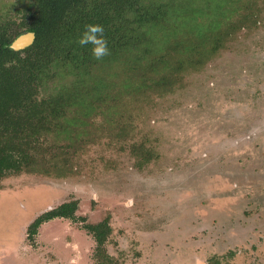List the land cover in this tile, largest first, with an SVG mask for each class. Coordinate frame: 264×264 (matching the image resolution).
Segmentation results:
<instances>
[{
    "label": "rangeland",
    "instance_id": "obj_1",
    "mask_svg": "<svg viewBox=\"0 0 264 264\" xmlns=\"http://www.w3.org/2000/svg\"><path fill=\"white\" fill-rule=\"evenodd\" d=\"M25 1L0 0V19ZM178 77L145 100L123 91L124 136L99 130L64 175L0 182V264H95L85 225L105 219L118 264H264V26ZM70 201L77 220L52 219L29 237L32 222Z\"/></svg>",
    "mask_w": 264,
    "mask_h": 264
},
{
    "label": "trees",
    "instance_id": "obj_2",
    "mask_svg": "<svg viewBox=\"0 0 264 264\" xmlns=\"http://www.w3.org/2000/svg\"><path fill=\"white\" fill-rule=\"evenodd\" d=\"M4 17L0 182L42 170L63 174L99 130L124 136L130 118L117 106L123 91L145 100L172 90L178 75L204 67L237 34L263 27L264 0H26ZM86 24L104 26L107 56L97 60L91 45L77 43ZM25 33L34 35L33 43L15 50ZM92 122L100 124L93 135ZM77 210L70 201L43 213L28 227L29 237L52 219L77 220ZM85 228L96 243L95 264H118L105 249L108 220Z\"/></svg>",
    "mask_w": 264,
    "mask_h": 264
},
{
    "label": "clouds",
    "instance_id": "obj_3",
    "mask_svg": "<svg viewBox=\"0 0 264 264\" xmlns=\"http://www.w3.org/2000/svg\"><path fill=\"white\" fill-rule=\"evenodd\" d=\"M104 26L101 24H86L77 39L81 46L91 45V55L99 60L109 54L108 41L104 37Z\"/></svg>",
    "mask_w": 264,
    "mask_h": 264
},
{
    "label": "water",
    "instance_id": "obj_4",
    "mask_svg": "<svg viewBox=\"0 0 264 264\" xmlns=\"http://www.w3.org/2000/svg\"><path fill=\"white\" fill-rule=\"evenodd\" d=\"M34 41V35L31 33H25L20 35L14 42L13 47L15 50H24L28 48ZM198 264H203L198 262Z\"/></svg>",
    "mask_w": 264,
    "mask_h": 264
}]
</instances>
